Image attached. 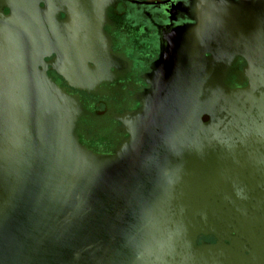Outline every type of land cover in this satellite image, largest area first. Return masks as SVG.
<instances>
[{"label": "water", "instance_id": "obj_1", "mask_svg": "<svg viewBox=\"0 0 264 264\" xmlns=\"http://www.w3.org/2000/svg\"><path fill=\"white\" fill-rule=\"evenodd\" d=\"M107 1L0 0V264H264V0H193L99 153L74 95L45 76L11 88L5 60L10 35L38 34L90 87Z\"/></svg>", "mask_w": 264, "mask_h": 264}, {"label": "flooded vegetation", "instance_id": "obj_2", "mask_svg": "<svg viewBox=\"0 0 264 264\" xmlns=\"http://www.w3.org/2000/svg\"><path fill=\"white\" fill-rule=\"evenodd\" d=\"M192 3L193 0H108L102 19L104 57L96 63L87 62L90 68L101 64L103 74L84 89L79 86L82 83L66 79L52 66L51 62L56 61L60 68L59 53L49 50L40 35H10L9 58L5 60L9 69L7 83L14 89L35 88L40 87V79L45 76L56 87L74 95L84 114L76 129L79 141L95 152L111 153L128 135L119 118L143 104L142 95L151 87L150 74L165 52L170 31L191 22L188 11ZM9 11V6L0 2V12ZM5 46L0 41V52ZM245 65L242 57H236L233 73H239ZM230 77L232 85H245L237 82V75ZM202 120L207 121L208 116L203 115ZM200 241L213 243L215 238L201 235Z\"/></svg>", "mask_w": 264, "mask_h": 264}]
</instances>
